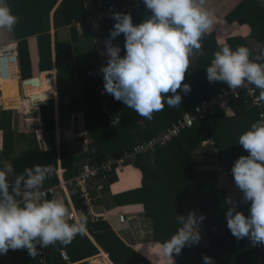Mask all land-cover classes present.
Wrapping results in <instances>:
<instances>
[{
	"label": "trees",
	"instance_id": "trees-1",
	"mask_svg": "<svg viewBox=\"0 0 264 264\" xmlns=\"http://www.w3.org/2000/svg\"><path fill=\"white\" fill-rule=\"evenodd\" d=\"M84 1L62 0L55 12V28L58 29L77 22L83 24V20L87 16ZM103 1L106 5L111 3V0ZM127 3L131 4V0H116L115 2L120 9H123ZM250 3V0H243L227 17L233 19L235 13L249 8ZM51 7L52 5L48 7L45 4L42 5L39 18L20 23L27 29L29 28L28 33H38L40 52L44 59H46L45 56H48L49 60L51 59ZM122 13H130L134 24L143 20L138 11L122 10ZM107 24L108 20L104 18L102 27L106 29V32ZM29 37L30 34H18L17 36L22 70L30 65ZM121 39L122 46H124L123 34H121ZM213 39V35L210 34L204 36L201 41L203 54L199 56L192 74L182 82L190 84L191 91L187 94L180 93L182 96L181 105L176 107L165 105L162 111L153 113L151 120L138 115L133 109L126 107L122 101L115 100L112 95L102 94L103 81L96 83L92 80L90 84L86 79L88 86L92 88L89 91L92 90V93L95 92L98 96L97 99L89 101V106L92 108L98 106L102 111L113 108L112 115H104L102 111L96 115H89V110L95 111V109L85 107L87 109V126L92 134L88 152L89 161L93 164L103 163L108 157H121L126 153H131L137 144L157 137L173 122L181 119L187 112H192L198 102L212 97L222 87L227 86L221 85L219 82L209 83L206 79L205 68L214 58V52L222 48ZM56 47L59 94H71L73 110H82L79 93L74 89V83H77V68L74 64L72 45L71 43H60L57 40ZM62 51H66V55H63ZM121 55H124L123 49ZM41 67H47L43 61ZM26 75L27 73L23 72V76L26 77ZM12 78V76L9 77V79ZM18 78L17 74V81ZM82 81H85L83 75ZM36 84L29 85L27 91L30 88L29 94H35L42 101L50 95L51 89H55L51 82L47 81L46 74L40 76ZM17 86L18 90L19 85ZM75 86L77 87V84ZM70 87H73V90H70ZM17 90L13 91V95L16 93L20 95V89ZM178 92H180L179 89ZM167 95L172 94L168 93ZM20 104L21 98L14 102L16 106H20ZM228 105L234 111L233 115H228L225 109L220 107L203 122L185 129L167 145L158 148L153 155L154 166L151 167L145 163V154L136 156L135 164L143 172L142 185L128 193L134 196L137 202L144 205L146 215L154 223L155 239L162 245L176 231V215L186 217V212L189 209L199 208L201 214L205 216L204 223L208 230L210 243L206 246L200 242L198 245L186 246L180 254L173 253L172 255L180 256L196 252L202 264L205 255L212 257L215 264H258L260 260L264 259V244L252 246L247 237L238 240L231 234L225 219L227 192L217 183L219 170L215 168L200 169L198 165V160L206 154H213L220 148L228 149L224 171L235 184L231 173L232 165L239 156L248 154L238 144L239 135L247 130L251 123L262 119L261 114L264 113V107L251 105L245 95L236 101H231ZM26 108H28L27 104ZM43 113L45 117V112ZM144 124L145 127H143ZM209 141L214 143L207 147L202 146L204 142ZM61 160L64 168L75 166L65 144L61 146ZM37 164H50L54 167L55 173L58 168L57 149L28 151L14 161L17 175L22 174L25 168ZM114 174H111V179ZM79 205L84 207L83 203ZM248 208V204L239 203L238 210L245 215L248 214ZM88 228L115 264H152L141 252L126 244L107 221L102 219L99 222H92ZM55 246L65 248L71 262L74 263L99 253L98 248L86 234L77 235L70 244L63 245L57 242ZM49 251L55 252L52 249ZM59 256H61L60 253ZM55 257L58 259L57 255ZM80 264L89 263L85 261Z\"/></svg>",
	"mask_w": 264,
	"mask_h": 264
},
{
	"label": "crops",
	"instance_id": "crops-1",
	"mask_svg": "<svg viewBox=\"0 0 264 264\" xmlns=\"http://www.w3.org/2000/svg\"><path fill=\"white\" fill-rule=\"evenodd\" d=\"M242 1L206 0L205 7L212 15L213 26L204 36L213 35V40L220 47L228 45L235 49L241 45L246 46L250 50V55L255 57L264 51V0H250L249 8L247 7V9L235 13L233 19H229L227 16ZM7 2L12 13L19 20L11 34L5 30H0V48L8 45L16 47L14 55L0 58V168L11 167L12 171L8 173V177L9 182L14 183L17 176L14 166L16 158L21 157L28 151H47L56 148L58 152V168L55 173L44 181L43 189L54 188V193L49 194L48 198L55 196L62 199L69 211L71 209H81L83 207L79 204H82V199L66 183L75 177L79 167L88 158V152L84 150L82 145L83 139L87 137L90 140L92 135L87 126L86 108L95 109V111L89 110V115H96L102 110L98 106L94 108L89 106V101L97 99L98 96L95 92L92 93V90L89 91L92 88L88 86L87 80L90 84L92 80L96 83L103 81V73L100 69L107 61V56L103 54L104 41L109 38L110 29L115 21H108L107 32L103 27L88 26L86 24H83L82 29H79L78 24L82 22L56 29L54 25L55 12L62 0H7ZM115 2L116 0H111V3ZM111 3L106 5L103 0H85L84 7L88 15L91 12L106 10ZM44 4L46 7L52 5L50 10V60L48 56H45L46 59H44L40 52L38 33H28L29 28L27 29L25 25H20L21 22L25 23L26 20L39 18L42 5ZM126 6H130L134 11L140 12L143 19L150 14V10L146 9L143 0H131V4L127 3ZM85 20L86 18L83 22ZM18 34H30V65L24 70H22L20 62ZM57 40L60 43H71L72 45L74 64L77 68V83H74V89L79 93L82 110H73L71 94H59ZM112 43L118 44L123 49L121 35L113 40ZM62 54L66 55V51H62ZM202 54V47L198 51L193 50V54L189 57V70L186 71L185 78L192 74L198 58ZM42 61L47 67H41ZM23 72L27 73L26 77L23 76ZM17 74L19 76L18 81L16 80ZM43 74H46V78L50 79L49 82L55 89H51L50 95L46 97L43 105L33 106L30 97L27 95V92H30V88L27 91L29 85L26 81L40 77ZM82 75L85 77L86 82L82 81ZM11 76L13 78L9 79ZM219 83L227 85L223 82ZM75 84H77V87ZM17 85H19L20 95L17 93L13 95V91L18 88ZM69 89L73 90V87ZM20 98V106L14 105V102ZM26 104L28 108H26ZM222 108L225 109L228 115L234 114L229 105H225ZM43 112H45V117ZM112 112L113 108H107L102 111V114L112 115ZM143 127H145V124ZM213 143V141L204 142L202 146L207 147V145H212ZM62 144H65L68 148L75 166L70 168L62 166ZM227 154L228 149H217L213 154H206L201 157L198 160V165L200 169L215 168L219 170L217 183L220 187L226 189L227 198H231L238 208L239 203L243 202V193L224 171ZM152 157L153 154L151 153H147L144 156L145 163L151 167L154 166V157ZM142 179L143 172L135 164V159L128 160L124 169L116 171L113 178L105 182L106 185L101 195L95 193L97 197V213L112 226L126 244L141 252L152 264H202L196 252L180 256L172 255L171 259L165 253L163 245L156 241L153 220L146 215L144 205L137 202L135 197L128 193L140 187ZM190 211H195L197 215H201L199 208H192L186 212V216ZM120 213L126 215L124 222L119 219ZM199 227L201 234L200 243L206 246L210 243V238L204 220ZM85 234L98 248L99 253L78 262H71V260H66L62 256L61 250L67 252L65 248L62 249L60 246L50 245L46 249H40L35 257L29 255L27 249L9 250L6 254L0 255V264H80L85 261L89 264H115L109 254L89 232L88 226ZM49 249L55 252H50ZM59 253L61 256H59ZM258 264H264V259L260 260Z\"/></svg>",
	"mask_w": 264,
	"mask_h": 264
},
{
	"label": "clouds",
	"instance_id": "clouds-1",
	"mask_svg": "<svg viewBox=\"0 0 264 264\" xmlns=\"http://www.w3.org/2000/svg\"><path fill=\"white\" fill-rule=\"evenodd\" d=\"M206 0H143L150 10L142 22L133 23L130 13L113 12L115 21L109 38L104 41L107 61L103 73L104 89L117 101L151 120L153 113L181 105V92L191 91L182 83L189 70V57L200 50L205 33L213 26ZM19 18L7 0H0V30L11 34ZM124 36V55L112 41ZM205 68L209 83L223 82L233 94L249 85L259 94L256 103L264 102V51L252 57L246 46L233 49L224 45L213 54ZM178 89L180 92H178ZM171 93L172 95H167ZM114 120V119H113ZM119 123V120H117ZM238 144L248 153L232 165L235 185L249 205L248 214L239 211L231 198L225 201V219L231 234L238 240L247 237L252 246L264 244V118L250 124L239 135ZM11 167L0 168V255L9 250L27 249L35 257L40 249L57 242L70 244L77 235L87 232V217L70 221L68 207L62 199L48 198L44 181L54 173L52 165H33L9 182ZM204 215L190 211L176 215V231L163 248L169 258L182 249L199 244L200 223ZM203 264H215L203 256Z\"/></svg>",
	"mask_w": 264,
	"mask_h": 264
},
{
	"label": "built area",
	"instance_id": "built-area-1",
	"mask_svg": "<svg viewBox=\"0 0 264 264\" xmlns=\"http://www.w3.org/2000/svg\"><path fill=\"white\" fill-rule=\"evenodd\" d=\"M122 10L133 11L130 6H125L120 9L117 4H111L106 10L89 13L86 17L85 23L88 26L102 27V20L106 18L108 21H114L111 18L113 12H122ZM83 24H78V28L82 29ZM16 52L14 45H8L0 48V58L4 56H12ZM1 70V68H0ZM3 71V70H2ZM1 71V73H2ZM258 90H255L249 85L238 89L235 94L228 86L222 87V89L212 97L198 102L192 112H187L181 119L173 122L166 130H164L157 137L143 143H139L135 146L131 153H126L121 157H108L103 163H91L87 158L84 163L79 167L78 173L74 178L67 181V185L71 189H74L77 195L82 199L84 205L81 209H71L70 221L83 215L87 217V226L92 222H99L102 220L100 214L97 213V197L95 193L101 195L105 188V182L110 180L111 174L116 171L124 169L128 160L136 158L138 155H144L148 152H154L158 148L167 145L175 137L181 134L185 129L193 127L195 124L206 120L216 109L228 105L231 101H236L242 95L247 97V100L251 105L264 107V102L256 103L255 98L258 96ZM264 118V113L261 114ZM90 140L85 137L82 141L83 148L86 152H89ZM47 195L54 193V188L43 189ZM119 219L124 222L126 215L124 213L119 214ZM62 256L66 260H70L69 254L65 250H61Z\"/></svg>",
	"mask_w": 264,
	"mask_h": 264
},
{
	"label": "water",
	"instance_id": "water-1",
	"mask_svg": "<svg viewBox=\"0 0 264 264\" xmlns=\"http://www.w3.org/2000/svg\"><path fill=\"white\" fill-rule=\"evenodd\" d=\"M38 78L39 77L28 79L26 82L28 83V85H37L36 82H37ZM47 81L49 82L50 79L48 80V78H47ZM27 95H28V97H30V100H31V103H32L33 106H41V105H43L45 103V100L42 101L41 98L40 97H36L35 94H29L27 92ZM37 96H39V95H37ZM96 264H99V263H96Z\"/></svg>",
	"mask_w": 264,
	"mask_h": 264
},
{
	"label": "rangeland",
	"instance_id": "rangeland-1",
	"mask_svg": "<svg viewBox=\"0 0 264 264\" xmlns=\"http://www.w3.org/2000/svg\"><path fill=\"white\" fill-rule=\"evenodd\" d=\"M154 152H155V151H154ZM154 152H148V153H151V154H153V155H154ZM146 154H147V153H146ZM152 158H153V157H152ZM130 159H131V158H130ZM130 159H129V160H130ZM134 159H135V157H134Z\"/></svg>",
	"mask_w": 264,
	"mask_h": 264
}]
</instances>
